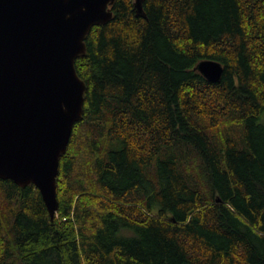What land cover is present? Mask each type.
I'll return each mask as SVG.
<instances>
[{
  "label": "trees",
  "instance_id": "16d2710c",
  "mask_svg": "<svg viewBox=\"0 0 264 264\" xmlns=\"http://www.w3.org/2000/svg\"><path fill=\"white\" fill-rule=\"evenodd\" d=\"M141 3L114 0L75 59L54 216L0 178V264H264V0Z\"/></svg>",
  "mask_w": 264,
  "mask_h": 264
},
{
  "label": "water",
  "instance_id": "95a60500",
  "mask_svg": "<svg viewBox=\"0 0 264 264\" xmlns=\"http://www.w3.org/2000/svg\"><path fill=\"white\" fill-rule=\"evenodd\" d=\"M142 0H133L143 15ZM114 0H0V178L34 184L53 217L56 176L73 125L82 118L85 82L74 62L85 36L107 22ZM195 68L218 81L223 65Z\"/></svg>",
  "mask_w": 264,
  "mask_h": 264
},
{
  "label": "rangeland",
  "instance_id": "374dc122",
  "mask_svg": "<svg viewBox=\"0 0 264 264\" xmlns=\"http://www.w3.org/2000/svg\"><path fill=\"white\" fill-rule=\"evenodd\" d=\"M259 123L264 125V114L262 115V117L259 119Z\"/></svg>",
  "mask_w": 264,
  "mask_h": 264
}]
</instances>
